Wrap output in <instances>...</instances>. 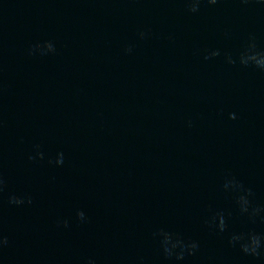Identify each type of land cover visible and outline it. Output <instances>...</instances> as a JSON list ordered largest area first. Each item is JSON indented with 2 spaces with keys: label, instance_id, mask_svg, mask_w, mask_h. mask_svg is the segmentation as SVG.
Wrapping results in <instances>:
<instances>
[{
  "label": "water",
  "instance_id": "95a60500",
  "mask_svg": "<svg viewBox=\"0 0 264 264\" xmlns=\"http://www.w3.org/2000/svg\"><path fill=\"white\" fill-rule=\"evenodd\" d=\"M53 1L264 207L262 0Z\"/></svg>",
  "mask_w": 264,
  "mask_h": 264
},
{
  "label": "clouds",
  "instance_id": "9594fccd",
  "mask_svg": "<svg viewBox=\"0 0 264 264\" xmlns=\"http://www.w3.org/2000/svg\"><path fill=\"white\" fill-rule=\"evenodd\" d=\"M209 2H210V4H215L216 2H217V0H209ZM262 2H264V0H262ZM195 10V9H194ZM13 203H20V201H16V200H14V201H12ZM5 243H7V240H6V238L5 239H0V245H3V244H5ZM192 248H195V245H192L191 246ZM189 252H191V249L189 250ZM178 258H180V259H182L183 257L181 256V257H178Z\"/></svg>",
  "mask_w": 264,
  "mask_h": 264
}]
</instances>
